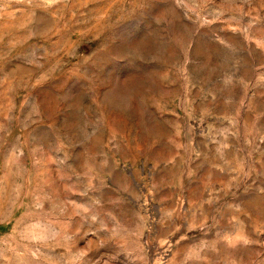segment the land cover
Returning a JSON list of instances; mask_svg holds the SVG:
<instances>
[{"label": "rangeland", "instance_id": "1", "mask_svg": "<svg viewBox=\"0 0 264 264\" xmlns=\"http://www.w3.org/2000/svg\"><path fill=\"white\" fill-rule=\"evenodd\" d=\"M0 264H264V0H0Z\"/></svg>", "mask_w": 264, "mask_h": 264}]
</instances>
